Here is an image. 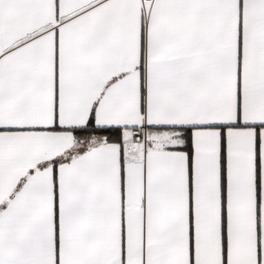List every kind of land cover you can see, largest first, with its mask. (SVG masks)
Listing matches in <instances>:
<instances>
[{
    "label": "snow or ice",
    "instance_id": "obj_1",
    "mask_svg": "<svg viewBox=\"0 0 264 264\" xmlns=\"http://www.w3.org/2000/svg\"><path fill=\"white\" fill-rule=\"evenodd\" d=\"M0 264H264V0H0Z\"/></svg>",
    "mask_w": 264,
    "mask_h": 264
}]
</instances>
